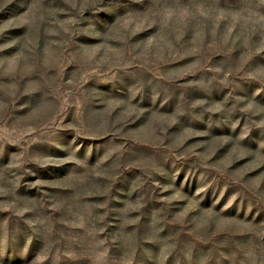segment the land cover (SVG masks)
<instances>
[{
  "label": "rangeland",
  "instance_id": "obj_1",
  "mask_svg": "<svg viewBox=\"0 0 264 264\" xmlns=\"http://www.w3.org/2000/svg\"><path fill=\"white\" fill-rule=\"evenodd\" d=\"M0 264H264V0H0Z\"/></svg>",
  "mask_w": 264,
  "mask_h": 264
}]
</instances>
